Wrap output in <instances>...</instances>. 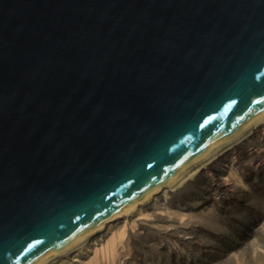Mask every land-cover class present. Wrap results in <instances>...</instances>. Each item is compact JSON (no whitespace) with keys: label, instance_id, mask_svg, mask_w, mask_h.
Masks as SVG:
<instances>
[{"label":"water","instance_id":"95a60500","mask_svg":"<svg viewBox=\"0 0 264 264\" xmlns=\"http://www.w3.org/2000/svg\"><path fill=\"white\" fill-rule=\"evenodd\" d=\"M264 119V0H0V264H39Z\"/></svg>","mask_w":264,"mask_h":264},{"label":"bare ground","instance_id":"6f19581e","mask_svg":"<svg viewBox=\"0 0 264 264\" xmlns=\"http://www.w3.org/2000/svg\"><path fill=\"white\" fill-rule=\"evenodd\" d=\"M258 160L262 161L260 168L252 166ZM221 165L225 168L223 172L218 171ZM262 192L264 119L222 143L177 179L39 264H139L131 251L144 245L155 248L143 252L144 258L150 254L158 257V263L151 260L145 264H214L225 260L228 264H241L244 262L238 259L241 253L247 256L245 262L252 261L250 254H257L255 247L264 243V235L257 239L254 235L256 240H244L241 246L233 245L231 254L224 250L232 245L231 241L235 242L231 239L232 230L242 222L251 223L262 214L263 217L257 218L263 219L264 228ZM233 202L237 204L235 213L228 208ZM226 213L228 223L220 228V216ZM195 230L204 232V236L195 240ZM206 233L209 240L218 242L206 241ZM208 252L216 256L203 259ZM257 260L256 264H264L263 258Z\"/></svg>","mask_w":264,"mask_h":264},{"label":"rangeland","instance_id":"374dc122","mask_svg":"<svg viewBox=\"0 0 264 264\" xmlns=\"http://www.w3.org/2000/svg\"><path fill=\"white\" fill-rule=\"evenodd\" d=\"M234 155L235 154L233 153V157H234ZM261 165H262V161L261 160L255 161L254 164H252V166H254L256 168H260ZM224 170H225L224 165H221L218 168L219 172H223ZM260 199L264 202V192H262L260 194ZM236 206H237V204H235V202H233L232 204L228 205V208H231L233 210V213H235V211L237 209ZM259 216H262V214L257 215L256 218H254V220L251 223L250 222L247 223L246 221H244V222L241 223V225L239 227L237 226V227L233 228L232 232H234V235H231V236H233L231 239H234L235 242L233 243V241H231L232 245L225 247V250H224L225 253H228V252L230 254H231V252L233 253V251H234L233 250V245L241 246L242 242L244 240L251 241L253 238H254V240H256L259 236L262 237L264 235V228H262V226H261L263 219H261V217L258 219L257 217H259ZM226 217H227V213L224 216L223 215L220 216V222H219L220 223V226H219L220 228H222L225 224L228 223V222H226ZM229 217L231 219L234 218L233 216H229ZM245 222L247 223V226H246ZM206 227L207 226L204 225V229H208ZM213 229H215V228H213ZM204 231H206V230H204ZM207 231H210V230L208 229ZM215 232H217V230ZM195 234L196 235L193 237V238H195V240H197L201 235L204 236V232H201L200 230H195ZM205 235H206L205 240L208 241L209 239L207 238V233ZM254 235L256 236V239H255ZM200 240L201 239H199V244H200ZM209 241H211L212 243H217L218 242V240H212V239L209 240ZM196 243H198V242H196ZM200 246H201V244H200ZM147 249L149 250V252L152 251V250H155V248H152L151 245H144V246H142L139 249L133 248L132 251H131L132 252V257L139 264H145L147 261L151 262V260L154 261V262L156 261L158 263L157 255L150 254V256H147L146 258H144L145 254L143 252H145ZM255 249L257 250V254H254V255L250 254V257L253 259L252 261L245 262V261H247V258H246L247 256L246 255L243 256V253H241L238 256L239 261H244L241 264H256L259 261V260H257L258 257L264 259V243H262V245L259 246V247H255ZM197 255L198 254H196V256ZM199 255H200V258H202L203 255L201 256V253ZM213 255H214L213 252H210V253L208 252L206 255L204 254L203 259L205 257L206 258H210ZM158 256H159L160 259L163 258V255H161V254H158ZM166 256H167V253H165L164 257H166ZM214 256H216V254ZM128 258H131V256L128 257ZM230 259H233V256L230 257ZM144 260H145V262H144ZM230 261H232V260H230ZM214 264H228V263L225 260V262H223V263H222V261L221 262L218 261V262H216Z\"/></svg>","mask_w":264,"mask_h":264}]
</instances>
